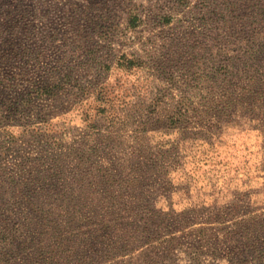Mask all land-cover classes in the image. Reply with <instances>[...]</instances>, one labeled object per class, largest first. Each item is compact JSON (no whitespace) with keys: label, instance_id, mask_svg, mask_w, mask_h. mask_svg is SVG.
Wrapping results in <instances>:
<instances>
[{"label":"rangeland","instance_id":"obj_1","mask_svg":"<svg viewBox=\"0 0 264 264\" xmlns=\"http://www.w3.org/2000/svg\"><path fill=\"white\" fill-rule=\"evenodd\" d=\"M0 264H264V0H0Z\"/></svg>","mask_w":264,"mask_h":264},{"label":"trees","instance_id":"obj_2","mask_svg":"<svg viewBox=\"0 0 264 264\" xmlns=\"http://www.w3.org/2000/svg\"><path fill=\"white\" fill-rule=\"evenodd\" d=\"M33 221V220H32ZM32 221H30V223H29V225L30 226H35V224L32 222ZM21 228L22 227H20V228H18V229H14V230H12V235L14 234H16L17 232H20V230H21ZM103 229H105V227H102L101 229H100V232H102L103 231ZM11 235V236H12ZM17 239H16V235L15 236H13V237H11V241H12V243H13V241L15 242ZM6 241V240H5ZM39 243V245H38V248L41 250V249H43V248H45V246H44V243H43V241L42 240H40V239H38L35 235H33V234H31V233H28V234H26V236H25V238L20 242V245H15V244H13L14 245V249H12L13 250V252L15 251V248L16 247H22L23 249H29L30 247H33L32 245L33 244H38Z\"/></svg>","mask_w":264,"mask_h":264}]
</instances>
